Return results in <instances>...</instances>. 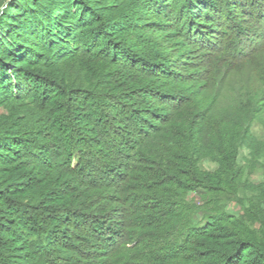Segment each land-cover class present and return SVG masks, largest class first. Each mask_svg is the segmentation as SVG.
I'll return each instance as SVG.
<instances>
[{"label":"trees","instance_id":"trees-1","mask_svg":"<svg viewBox=\"0 0 264 264\" xmlns=\"http://www.w3.org/2000/svg\"><path fill=\"white\" fill-rule=\"evenodd\" d=\"M254 5L0 0V264H264Z\"/></svg>","mask_w":264,"mask_h":264},{"label":"rangeland","instance_id":"rangeland-1","mask_svg":"<svg viewBox=\"0 0 264 264\" xmlns=\"http://www.w3.org/2000/svg\"><path fill=\"white\" fill-rule=\"evenodd\" d=\"M259 1V5L255 6L257 8V10H259V8L262 10H264V3H260L263 2L262 0H258ZM257 3V2H256ZM231 19V21H238L240 22L239 25L241 27V29H237V31L234 28H230L228 31L229 34L230 33H235V35H233V37L228 38V37H222V35H220V33L215 30L214 31V35L215 37L218 39L220 37V41L222 43L225 42H231L234 45V47H231L229 49H231L232 52H234L236 49H241L243 48L241 51H247L248 49H251L250 47H258V48H264V11L262 13H258V11L251 16L246 15V14H237V12H229L228 15ZM233 16V17H232ZM222 28V26H220ZM223 29V28H222ZM233 31V32H231ZM240 35L237 37V35ZM239 39L241 42H245L243 44H239ZM219 42V41H218ZM221 42H219V44H221ZM228 49V50H229ZM239 54V52H238ZM255 131L258 132L259 135L264 136V126L263 125H258L255 128ZM252 180L254 183L259 184L261 182H263V177L261 174H254V176H252ZM258 194V193H257ZM259 194H262V191H259ZM192 196L196 195V193H192ZM196 199L200 200L199 197H196ZM264 199V197H263ZM264 208V206H263ZM228 210L234 213H241L243 212L241 209V206L236 203V202H232L229 207ZM201 218V216H200ZM263 220H257L255 219L253 221L254 223V229H256V231L259 234V238L264 236V226H263ZM242 264H245L246 262H244V260H242L241 262Z\"/></svg>","mask_w":264,"mask_h":264}]
</instances>
